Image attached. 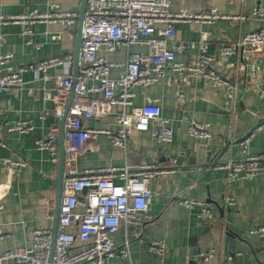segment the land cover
<instances>
[{"label":"crops","instance_id":"0c3cea01","mask_svg":"<svg viewBox=\"0 0 264 264\" xmlns=\"http://www.w3.org/2000/svg\"><path fill=\"white\" fill-rule=\"evenodd\" d=\"M82 2L0 0V15H17L30 9L76 11L80 15ZM258 5L264 6V0H171L172 12H201L216 7L222 15L247 16L243 20L221 17L211 23L184 19L174 23L181 40L197 41L202 31L210 32L208 51L216 58V66L229 84L218 85L201 75L166 67L160 81L134 87V103L156 102L162 115L169 119L173 139L158 144L151 131L133 129L126 145L117 146L108 136L97 134L85 142V150L75 162L79 171L125 165L137 168L144 163L171 169L150 182L153 197L142 223L129 226L122 223L115 235L119 247L127 243L131 264H197L198 251L209 248L215 250V255L208 264H264V237L250 233L252 227L264 224V171L251 179L230 181L225 170L190 165L188 157L181 165L175 163L187 151L196 153L202 144L213 153L228 147L219 162L240 158V141L247 137L251 153L264 152V128L257 127L264 121V51L258 55L221 52L224 44L237 42L245 32L264 24L263 18L250 16ZM78 27L79 16L69 27L59 18L39 19L33 25L35 43L39 44L36 47L27 42L23 22L0 21V54H12L1 71L66 53L75 55ZM129 49L148 51V46L122 45L114 51L100 52L109 61L125 62ZM198 53L195 46L178 53L176 58L191 62ZM57 72L73 74L74 62L48 69V80L27 71L20 88L0 90V138L10 150L8 158L0 159V181L7 178L10 182L6 192L0 193V252L32 245L34 229L53 226L48 215L51 212L54 215L56 210L59 159L55 162L49 151L38 149L36 140L52 129H60L61 115L55 113L53 98ZM123 72V67L114 66L110 73L112 77H120ZM113 110L120 112L122 107L115 105ZM126 110L130 112L131 108ZM45 112L48 113L42 117ZM191 119L210 123L212 137L207 141L190 137ZM19 120H29L33 128L24 133L10 131L9 126ZM83 125L116 130L119 123L115 114H111L83 121ZM57 143L59 155V135ZM229 194L236 200L231 207L225 202ZM182 198L207 202L213 218L202 217L199 206H184L179 201ZM153 239L166 241L162 259L148 248ZM107 264H126V261L116 255Z\"/></svg>","mask_w":264,"mask_h":264},{"label":"built area","instance_id":"2783aa9c","mask_svg":"<svg viewBox=\"0 0 264 264\" xmlns=\"http://www.w3.org/2000/svg\"><path fill=\"white\" fill-rule=\"evenodd\" d=\"M76 11L40 12L30 9L17 15H0V21H21L27 42L35 44L33 25L39 19L59 18L65 27L76 23ZM252 17L264 19V6L252 9ZM246 19V15H222L216 7L201 12L181 10L171 11V0H87L82 26V38L78 71L73 82L72 73L57 72L56 115H61L67 94L74 90V98L69 106L64 123L66 162L62 181V197L59 204L58 230L52 259L49 262L52 246V225L36 228L33 231L32 245L18 246L0 252V264H107V260L118 255L129 262L127 243L119 247L115 235L122 223L139 225L149 210L153 197L150 182L169 168L144 163L137 168L125 166L102 167L79 171L75 162L85 150V142L97 134L108 136L117 146H125L131 130L151 131L158 144L173 139V129L169 119L161 113L156 102L142 105L134 103V87L151 85L160 81L171 66L180 73L189 72L209 78L218 85L229 84L219 72L216 58L208 51L209 31H202L197 41L179 39L174 23L178 19L195 22H214L218 18ZM159 24H163L162 27ZM148 46V51H128L125 62L109 61L101 50L114 51L122 45ZM198 47L195 60H177V54L191 47ZM264 51V24L258 29L245 32L239 41L226 43L221 52L232 55L238 52L258 55ZM12 54H0V90L23 85V74L34 71L39 77L48 80V69L74 62L75 55L66 53L18 65L2 72L1 67L10 60ZM121 66L124 72L120 77L111 76V68ZM186 78V76H185ZM187 79V78H186ZM115 105H121L120 112H114ZM127 107L131 108L127 112ZM48 112L42 113L45 117ZM115 114L119 126L92 128L83 121ZM33 128L29 120H19L9 126L10 131L28 132ZM264 128V122L258 126ZM190 137L207 141L212 135L211 124L191 119L188 126ZM57 128L36 140L37 148L49 151L53 161L58 155ZM248 137L240 141L242 156L220 162L216 167L226 171L230 181L239 178H253L264 171V152L251 153ZM16 163L25 165L23 161ZM10 187L8 179L0 181V193ZM186 207H200V215L213 218V211L207 202L196 199H179ZM226 205H235L234 196L225 197ZM82 207L80 210L79 208ZM53 213L48 218L53 220ZM73 229V230H71ZM251 234L264 237V224L250 229ZM0 231V236H1ZM150 252L161 259L166 252L164 239H153L148 243ZM215 250L200 249L197 264H208ZM231 259V256H229Z\"/></svg>","mask_w":264,"mask_h":264},{"label":"water","instance_id":"95a60500","mask_svg":"<svg viewBox=\"0 0 264 264\" xmlns=\"http://www.w3.org/2000/svg\"><path fill=\"white\" fill-rule=\"evenodd\" d=\"M86 2L87 0H83L82 7L79 15V27H78V34H77V44L75 48V57H74V79L73 82L75 83V76L78 71V64H79V57H80V48H81V36H82V26H83V20H84V14L86 10ZM74 98V90L70 92L68 102L65 105L61 118H60V129H59V175L57 179V186H56V210L54 212L53 216V226H52V246H51V252H50V258L49 262L52 259L56 236H57V230H58V216H59V204L62 197V181H63V175L65 170V162H66V141H65V135H64V123L65 119L68 113V109L70 106V103L72 102ZM264 121L260 122L262 124ZM258 125V126H259ZM257 126V127H258ZM244 139V138H243ZM242 140V139H241ZM228 147H225L223 150L217 151L213 153L212 151H209L204 144L200 145L197 149L196 153L191 154V151H187L185 154L180 155L175 163L176 165H181L184 158L188 157V164L190 165H201L205 167H216L220 162L219 158L221 157L222 153L226 151ZM10 156V150L6 145L3 143L2 139L0 138V159H6ZM210 171V169H209ZM49 264V263H48Z\"/></svg>","mask_w":264,"mask_h":264}]
</instances>
